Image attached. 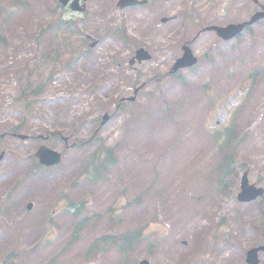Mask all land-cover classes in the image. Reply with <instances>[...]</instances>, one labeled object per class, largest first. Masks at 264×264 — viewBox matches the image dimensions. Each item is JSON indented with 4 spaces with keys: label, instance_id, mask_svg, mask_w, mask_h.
Masks as SVG:
<instances>
[{
    "label": "rangeland",
    "instance_id": "1",
    "mask_svg": "<svg viewBox=\"0 0 264 264\" xmlns=\"http://www.w3.org/2000/svg\"><path fill=\"white\" fill-rule=\"evenodd\" d=\"M117 1L87 0L79 14L58 0H0V264L11 253L16 264H224L232 244L264 242V196L236 199L245 171L264 189V19L230 41L200 32L259 6L151 0L121 9ZM162 16L175 19L161 24ZM89 36L98 40L92 49ZM185 43L198 62L177 79L170 69ZM138 47L152 57L129 65ZM238 90L229 119L214 123ZM15 125L33 138L6 136ZM227 129L241 143L219 182L212 136ZM42 144L62 154L59 165H38ZM96 149L111 150L98 174L85 170ZM135 230L141 240L122 257L116 245L96 244Z\"/></svg>",
    "mask_w": 264,
    "mask_h": 264
},
{
    "label": "water",
    "instance_id": "2",
    "mask_svg": "<svg viewBox=\"0 0 264 264\" xmlns=\"http://www.w3.org/2000/svg\"><path fill=\"white\" fill-rule=\"evenodd\" d=\"M131 3L132 2L130 0H121L120 2L121 5L131 4ZM261 17H263V14L258 13L254 17H252L251 20L247 23L240 24L237 26L231 25L223 29L222 28H214V29L217 31L218 35L221 36L223 39H230L234 37L236 34H238L244 28V26L252 24L253 22H255V20ZM183 49H184V55L181 59L178 60L177 64L174 66V70L179 67L191 66L196 62V59L192 57L190 50L187 47H184ZM36 156L39 158L40 163L46 166L56 164L60 160L59 154L50 151L49 149L43 146L40 147ZM241 187L242 190L238 195V199L240 201L243 202L249 201L254 199L257 195L261 194V190H253V187L247 186V180L245 179V176L242 179ZM27 208L28 209L31 208V204H29ZM253 254L254 251L250 252L249 257L251 258ZM139 264H148V262L143 260Z\"/></svg>",
    "mask_w": 264,
    "mask_h": 264
},
{
    "label": "trees",
    "instance_id": "3",
    "mask_svg": "<svg viewBox=\"0 0 264 264\" xmlns=\"http://www.w3.org/2000/svg\"><path fill=\"white\" fill-rule=\"evenodd\" d=\"M20 98L22 100L26 99V95L25 92L22 91V93L20 94ZM56 136V134H54ZM233 135L231 134V137ZM230 138V134L229 133H225V138L222 139L220 134H216L213 139L215 140L214 142L217 143L218 145V149L220 150V152L223 151V148H226L225 146H227L228 144V140ZM220 142V143H219ZM230 155L228 153H224L218 163H216V167H215V171L217 174V180L219 182H221L222 176H224L225 174H230L231 172L228 170V168L225 166V163H229L230 161ZM219 175V176H218ZM77 229V228H76ZM141 236H140V231H133V232H128L123 234L118 240L111 238L110 237H106V238H101L98 239L96 244H99L100 242H104V241H109L111 244H114L118 247V249L121 251L122 255H125L129 250H131L132 248H134L137 243L140 241ZM95 248H90L89 252H91L92 250H94ZM8 264H14V262L12 260L8 261Z\"/></svg>",
    "mask_w": 264,
    "mask_h": 264
},
{
    "label": "flooded vegetation",
    "instance_id": "4",
    "mask_svg": "<svg viewBox=\"0 0 264 264\" xmlns=\"http://www.w3.org/2000/svg\"><path fill=\"white\" fill-rule=\"evenodd\" d=\"M151 0H147V2L145 3V5H147ZM256 5H260L258 2L254 3ZM87 8V1L85 3V8L84 10H86ZM65 10H68L69 8L66 7L64 8ZM263 9V8H262ZM165 16L160 17V21L164 18ZM170 21L175 19V16H170ZM204 29V28H203ZM200 32H202V30ZM201 34L198 33L197 36ZM264 227V225H262V228ZM264 230H262L263 232ZM262 237H263V233H262ZM263 243H261V239L256 240L254 243H252L251 247H258L260 245H262ZM248 244H244L243 242H238V245L232 244L231 245V250L229 251L230 253L227 254L228 258H224V264H247V251H248ZM264 251L258 252L257 253V264H264V261L262 260V256H263ZM259 258V259H258ZM240 259H242V262L240 261ZM218 263L216 261H214L212 264ZM220 264V263H218Z\"/></svg>",
    "mask_w": 264,
    "mask_h": 264
}]
</instances>
